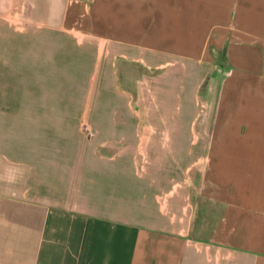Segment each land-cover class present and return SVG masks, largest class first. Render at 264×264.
I'll return each mask as SVG.
<instances>
[{"label": "crops", "instance_id": "obj_1", "mask_svg": "<svg viewBox=\"0 0 264 264\" xmlns=\"http://www.w3.org/2000/svg\"><path fill=\"white\" fill-rule=\"evenodd\" d=\"M3 50L0 264H264V0H0Z\"/></svg>", "mask_w": 264, "mask_h": 264}, {"label": "rangeland", "instance_id": "obj_2", "mask_svg": "<svg viewBox=\"0 0 264 264\" xmlns=\"http://www.w3.org/2000/svg\"><path fill=\"white\" fill-rule=\"evenodd\" d=\"M0 52V62L8 61L10 62L11 55L7 52ZM126 69H129L131 74H135L136 78H133L131 83L130 80L125 79L122 77V87L130 92L131 95V106L132 109L140 111L142 114L145 113V117L142 116L141 123L143 125H147L148 127L161 128L162 126H166L170 123V119H167V116L161 114V112L165 109L162 106V103L159 101H155L156 95L154 91V86L151 83L147 84L140 81L137 76L139 73V68L134 65H127ZM146 82V81H145ZM63 89V88H62ZM67 93L70 95H75L79 93H86L88 87L85 85L79 86H67ZM73 97V96H72ZM83 127H87L86 123H83ZM85 129V128H84ZM166 136V135H164ZM86 139H90V134H84ZM197 172V171H196ZM181 176V174L179 173Z\"/></svg>", "mask_w": 264, "mask_h": 264}]
</instances>
